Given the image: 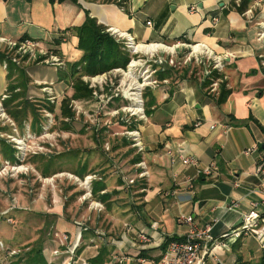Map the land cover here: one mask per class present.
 <instances>
[{
  "label": "crops",
  "instance_id": "0c3cea01",
  "mask_svg": "<svg viewBox=\"0 0 264 264\" xmlns=\"http://www.w3.org/2000/svg\"><path fill=\"white\" fill-rule=\"evenodd\" d=\"M85 10L106 29L131 33L138 44L159 45L140 52L145 62H154L157 68L170 66L169 59L182 64L173 76L159 80L152 93L151 113L138 126L142 141V149H137L142 152L139 162L148 171L145 187L121 197L111 189L110 180H103L106 189L100 193L113 192L110 208L107 211L102 202V208L95 211L101 216L106 211L103 222L107 220L108 233H119L123 240L109 237L105 241L102 236L90 238L88 243L84 240L82 252L72 264H87L102 245L110 250L105 263L123 258L121 264H161L157 258L164 238H179L188 232V224L180 220L183 216H193L197 227L219 219L212 231L217 238L240 225L241 214L251 210V203L264 216V176L257 170L259 162L264 164V41L258 40L264 31V0H0L1 37L19 41L24 36L43 48L54 47L62 55L64 64L58 67L41 60L32 63L36 59L27 56L24 61L10 58L25 71L30 84L48 83L55 92L71 94L69 64L79 60L82 51L70 28L83 22ZM60 35L65 39L54 45L52 40ZM3 47L7 45L0 43V50ZM209 54L223 60L215 91L202 85L205 70L212 69ZM16 76L13 65L7 67V61L0 60V90L5 89L8 78ZM222 81L230 94L217 105ZM29 91H34L32 86ZM177 148L193 156L198 168L210 165L211 175L197 174L196 167L182 165L173 157ZM247 149L251 151L245 154ZM234 202L238 203L236 210H227ZM109 219H124L125 228ZM61 227L73 239V225ZM99 230L105 235L101 227ZM135 232L147 234L149 241L133 245ZM239 245L237 251L245 260H257L264 249V243L251 235L242 236ZM234 254L231 246L220 249L218 259H207L206 264H233ZM141 258L145 261L140 262Z\"/></svg>",
  "mask_w": 264,
  "mask_h": 264
},
{
  "label": "rangeland",
  "instance_id": "374dc122",
  "mask_svg": "<svg viewBox=\"0 0 264 264\" xmlns=\"http://www.w3.org/2000/svg\"><path fill=\"white\" fill-rule=\"evenodd\" d=\"M3 48L1 51L10 58L26 60L16 49ZM130 56L126 68L105 73L96 87L91 86L90 77H83L92 93L87 99H70L63 104L68 116L61 113L60 102L71 97L72 92L70 95L55 92L47 87L48 83L30 84L24 70L14 79L8 78L7 86L0 90V138L15 148L13 161L7 158L5 150H0V264L25 262L30 250L40 244L43 255L52 260L49 263L72 264L82 252L84 240L88 243L90 238L98 236L105 241L109 237L123 240L119 233H108L107 220L103 222L106 211L101 216L93 209L92 202H102L94 197L92 188L95 181L108 179L112 187L120 186V189L111 187L114 193L124 197L145 187L147 177L138 175L143 170L139 165L141 158L138 162L132 161L137 152L140 156L142 152L128 134L138 130L151 113L149 97L158 87V68L154 62H145L146 57L141 53H130ZM139 58L142 60L137 61ZM174 61L175 65L169 63L174 68L182 64L178 59ZM5 100L8 109L3 106ZM24 100L31 105L26 117L21 115L20 108ZM83 162L88 173L79 176L74 171ZM45 165L51 166V171L56 167L60 171L44 176ZM85 176L92 178L90 197L80 184ZM130 178L134 183L127 182ZM109 221L125 228L124 219ZM63 224L80 228L74 232L73 239V234L62 230ZM99 227L105 235L98 234ZM55 233L59 237L68 234V241L61 243ZM79 246L81 249L77 252ZM54 249L57 253L51 254Z\"/></svg>",
  "mask_w": 264,
  "mask_h": 264
},
{
  "label": "built area",
  "instance_id": "2783aa9c",
  "mask_svg": "<svg viewBox=\"0 0 264 264\" xmlns=\"http://www.w3.org/2000/svg\"><path fill=\"white\" fill-rule=\"evenodd\" d=\"M147 25H150V22H147ZM107 31L117 40L121 41L124 47L132 54H137L143 51V49H136L138 45H150V44H138L133 35L128 32H121L118 29L108 28ZM258 40L264 41V31L260 32L258 35ZM0 43H5L9 49H16L18 53L21 55L27 56L30 59H37L42 57V62L53 65V66H63L64 62L61 58L57 55H54L49 50L43 48L39 42L34 41L32 39L25 38L20 41H10L6 40L5 38L0 36ZM197 45L191 46L194 48ZM189 57V56H188ZM212 60V69L221 70L223 60L221 57L212 56L211 54L207 55V59ZM189 59V58H188ZM142 59L139 58L137 61H141ZM136 63V62H134ZM168 63L175 65V61L173 59H169ZM180 63V62H178ZM120 68L114 69L118 70ZM205 74L208 75L209 71L205 70ZM102 75H97L95 77H90L89 81L92 83L91 86H95V84H101L100 80ZM88 78V77H85ZM218 85V80H212L210 87L212 91H215ZM95 93V92H94ZM212 128L215 127L214 125L211 126ZM132 141L134 142V146L142 149L141 139L139 137V130L129 132L128 134ZM251 150L247 149L244 150L245 154H248ZM177 157L178 160L182 165L194 166L197 168V174L203 175H211L212 170L211 166L207 165L204 168H198L197 160L191 156L190 154L186 153L183 148H177L174 153L173 157ZM139 165L143 169L140 174L141 177H148V171L146 166H143L144 163L140 162ZM138 166V167H140ZM257 170L264 176V164L259 162L257 164ZM134 179H128V183H134ZM83 189H85V194L90 197V184L92 183L91 176H85L84 179L80 181ZM237 186V183H234ZM85 196V195H84ZM93 209H101L102 205L98 202H92ZM238 206L237 202H234L227 206V210H236ZM251 210L246 213L241 214V223L239 226L231 230L229 233L223 234L222 238H217L213 235L212 231L215 225L219 222V219H213L212 222L205 224L203 227H197L194 225L193 216H183L180 220L184 221L188 224L189 229L188 232L180 239L172 240L168 243L165 250L161 253L160 263L161 264H206L207 259H214L217 260L218 250L228 248L233 242H235L239 237L242 236H253L259 244L264 243V216H262L258 211L255 210L256 203H251ZM92 207V206H91ZM156 228V225H154ZM80 229V228H76ZM102 232H98L100 234ZM101 235V234H100ZM56 237H59L57 233H55ZM149 237L147 234L142 232H135L134 238L131 240L133 245H136L137 242L141 244H145L149 241ZM69 239V235L63 233L61 237L58 238V241L61 243L67 242ZM76 239L73 240V248L76 247ZM141 247V246H140ZM74 250V249H73ZM72 250V251H73ZM71 251V252H72ZM52 253H57V250L54 249ZM50 254V256H51ZM49 256V258H50ZM51 258L48 262H51ZM145 259L141 258L140 262H144ZM123 262V258H114V262L112 263H104V264H121ZM67 264V263H62Z\"/></svg>",
  "mask_w": 264,
  "mask_h": 264
},
{
  "label": "trees",
  "instance_id": "16d2710c",
  "mask_svg": "<svg viewBox=\"0 0 264 264\" xmlns=\"http://www.w3.org/2000/svg\"><path fill=\"white\" fill-rule=\"evenodd\" d=\"M59 2L64 0H58ZM77 3L78 0H71ZM74 31L75 36L78 38L77 48L82 51V56L79 60L69 64V73L68 76L71 77L72 83V94L71 97H65L60 102V111L63 115L68 116L69 112L67 113V107L63 104L70 99H87L90 97L92 93V89L88 87V84L83 80V77H95L97 75H102L108 73L117 68H126L127 64L129 63L131 56L128 50L124 47L123 43L116 38H114L106 29L105 26L97 22V19L91 17L89 12L85 10V18L83 22L78 25L70 28ZM25 37H21L19 39L23 40ZM64 36L60 35L59 37H55L52 41L54 45H59L61 41H63ZM46 49V48H45ZM50 52L54 55H57L59 58L62 59V55L60 54L59 50L56 48H47ZM0 60L7 61V67L13 65L14 71L18 74H22L23 69L15 66V63L11 61L10 57L6 55L3 51L0 50ZM157 79L161 80L164 78H169L173 76V73L176 72L175 68L172 66H165L160 67L156 70ZM12 70L8 73V77H10ZM178 77H183V75H178ZM222 75L216 69H210L209 74L204 77L202 85L204 87L211 84L212 80L220 79ZM230 94V90L226 89L225 82H220L218 86V94L216 96V104L221 105L225 102L227 97ZM144 95V94H143ZM146 98V96H145ZM151 100V106L154 104V96L149 97ZM3 106L5 109H8L6 100L3 101ZM31 108L30 102L27 100L23 101V106L21 108V115L24 117L27 116L29 108ZM26 109V110H25ZM31 112V109H30ZM20 115V116H21ZM19 117V116H18ZM34 117V116H33ZM18 119V118H15ZM35 119V117H34ZM23 120V119H22ZM135 126V125H134ZM133 127V126H131ZM139 129V128H138ZM127 143V142H125ZM0 150H5V154L7 158L11 159L12 161L15 160L13 152L15 148H10L7 146L3 140L0 138ZM131 151V150H130ZM140 154H137L135 158H133V162H138L140 160ZM83 164L80 166L76 174L79 176H84L88 173L87 165ZM58 167L54 168L51 171V166H44L43 175L50 176V174H54L59 172L57 170ZM106 189V184L103 180H98L93 183V195L95 198L99 199V201L105 203L106 209L110 207V203L108 202L111 198V194L113 192H104L100 193L102 190ZM180 239L172 236V237H165L163 242L159 245L160 250L164 251L168 243L172 240ZM241 237H239L233 244L231 245L233 251L235 252V261L233 264H264V249L262 251L261 256L257 260H245L241 253L237 251L239 249V242ZM109 247L106 245H102L97 250V253L87 259V264H104L105 261L108 259V255L110 254ZM81 246H79L77 252H79ZM80 253V252H79ZM161 258V256H160ZM157 258V259H160ZM55 264V262H53ZM15 264H51L48 262V259L43 255V247L40 244L37 248H33L28 253V256L25 262H20L19 260L16 261Z\"/></svg>",
  "mask_w": 264,
  "mask_h": 264
},
{
  "label": "bare ground",
  "instance_id": "6f19581e",
  "mask_svg": "<svg viewBox=\"0 0 264 264\" xmlns=\"http://www.w3.org/2000/svg\"><path fill=\"white\" fill-rule=\"evenodd\" d=\"M159 45H157V44H150V45H146V46H144V45H138V46H136V49L138 50V49H143V50H146V51H149V50H154L156 47H158ZM134 63V62H133ZM135 64V63H134ZM131 65V64H130ZM129 70H130V68H129ZM139 87V86H138Z\"/></svg>",
  "mask_w": 264,
  "mask_h": 264
}]
</instances>
